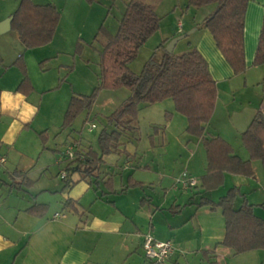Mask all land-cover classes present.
Returning a JSON list of instances; mask_svg holds the SVG:
<instances>
[{
	"label": "rangeland",
	"instance_id": "1",
	"mask_svg": "<svg viewBox=\"0 0 264 264\" xmlns=\"http://www.w3.org/2000/svg\"><path fill=\"white\" fill-rule=\"evenodd\" d=\"M127 1L98 0L89 4L84 0H33L38 4L52 3L60 12L53 42L43 47L23 50L15 31L7 30L0 34V56L7 58L14 55L17 50L23 51L30 75L45 73L44 75L50 77L54 84L59 85L56 90L45 93L40 112L33 124L34 128L35 126L36 128L37 126L47 128L49 138L46 144L55 151H39L40 143L34 136L36 135L34 128L23 132L17 141V146L20 150L24 149L23 151L28 155L30 154V157H19L17 148L14 151L10 149L9 157L28 170V177L33 181L29 189L30 193L10 183L12 178L8 172L12 170L13 165L8 159L6 163L5 161L0 163V198L2 201L5 199L6 202H16L19 198L31 200L34 198L32 196H35L38 200L48 202L47 215L56 211L63 214V217L56 218L57 220L74 221L73 228L62 227L60 229V237L56 240V245H58L57 249L64 248L68 241L72 240L74 233L80 234L79 228L76 227L81 224L78 215L67 212V209L63 208L64 201L68 196L81 191L85 184L91 188L80 199L81 209L84 207L103 214L104 204L94 201V198L96 194L101 196V192L106 189L105 181L110 177L114 190L102 196L107 200H114L115 207L128 214L126 223L138 220L141 224L138 229L143 237L152 236L153 231L157 233L169 231L168 240L172 248L174 238L171 235L174 231L176 238L187 243V247L184 250L178 248L177 251L172 252V258L175 260L173 263L207 264L200 252H197L188 240H194V230H197L201 223H205V217L202 216L203 211L210 212V221L220 226L223 225V217L219 208L210 210L209 206L197 207L195 204L203 196L200 193L199 184L200 176L204 173V150L196 138H192L185 132V118L174 110L171 98L140 105L136 120L137 128L126 131L120 139L123 142L120 147L125 151L111 152L103 156L99 178H95L96 181L89 177L82 179L79 172L69 171L70 183L68 182L69 185H67L66 181L59 176L67 163L63 156L68 147L76 150L91 146L98 151V135L104 128L108 130L111 128L107 124L106 116L130 95V90L123 85L97 90L90 107L80 112L73 122L60 132L61 116L69 96L73 93L90 94L98 84V51L102 48L103 42L100 36L93 38L98 26L103 24L109 32L114 33ZM140 1L153 6L159 18V28L139 47L135 57L128 63L131 72L138 74L153 54L157 59L172 38L185 34L186 36L177 41L173 50L174 54L183 53L190 48H195L200 53L201 50L205 52V37L207 33L211 34L202 26V20L213 10L214 3L194 7L189 6L187 0ZM259 1L261 0H254V5H257ZM17 3L18 0H0V22L11 15ZM250 3L249 0L245 13L246 19H249L251 15ZM263 6L264 0L261 6L262 12ZM77 42L81 43L78 46L82 49L79 53L75 51ZM162 44L163 47L160 46ZM54 48H57L58 56L55 55ZM50 55L52 57L45 60L46 70L41 72L38 68V61L41 60V56L45 58ZM10 72L18 73L15 68H10L7 73ZM251 75L247 76L245 84L243 79L246 75L243 74H238L230 80L219 79L217 81L219 99L216 101L212 119L204 131V135L209 137L215 135V130H218L230 141L234 150L243 157H248V153L240 144L239 139H233L236 134L231 129L234 128L226 122L227 114H231V109L237 106L238 101H255L258 97L262 84L257 82L260 78L255 80ZM59 78L62 80L58 83ZM39 90V85L36 84L34 95L40 96ZM229 103L231 106L227 105ZM166 112L171 113L169 117L165 114ZM92 124L94 128L90 129ZM153 127H159L157 132H153ZM151 134H153L152 137H150ZM24 135L27 137L30 135L35 141L34 145ZM152 141L155 144L154 147L151 146ZM33 150L38 153L32 155L31 158ZM126 153L133 154L137 158L135 160L132 157L128 158ZM252 163L255 174L253 181L250 180L249 185L242 186L240 192L244 193L248 201L255 204L254 213L264 216V188L256 183L258 179L264 183V170L258 160H252ZM44 165L46 168L42 169ZM183 172L195 180L196 186L184 187L182 185L183 180L187 179L182 176ZM129 177L141 181L140 184L128 185ZM77 180L80 182L78 181L79 183L75 184L72 191L68 192L69 186ZM218 196L219 193H216L211 198L216 200ZM240 201L241 196L237 194L234 205L238 206ZM168 220L171 227H168ZM150 224L153 225V230ZM49 247H42L47 260L50 257ZM218 248L226 252L223 256L220 249H216L218 264H264V249L234 253L231 249H225L224 246ZM135 253L141 262L148 264L141 246L131 254Z\"/></svg>",
	"mask_w": 264,
	"mask_h": 264
},
{
	"label": "trees",
	"instance_id": "2",
	"mask_svg": "<svg viewBox=\"0 0 264 264\" xmlns=\"http://www.w3.org/2000/svg\"><path fill=\"white\" fill-rule=\"evenodd\" d=\"M86 3L98 0H84ZM189 6L199 7L208 3L215 6L202 20V26L212 36L233 74L245 71L243 33L245 13L249 0H187ZM60 12L52 3L38 4L33 0H18L12 12L11 28L15 30L25 47H34L49 42L59 22ZM159 28V18L153 6L140 0H128L124 4L116 31L109 32L100 24L93 38H103L102 48L98 52V84L90 94L73 93L63 114L60 129L69 126L74 118L92 103L94 94L102 88L125 86L130 95L106 116L108 130L104 128L98 135V151L91 146L72 150V156L64 154L67 162L62 180L69 185V171L79 172L81 178H99L103 156L121 149V136L126 131L135 130L138 110L141 104H152L165 98H171L174 110L186 120L185 132L201 141L205 154L204 174L200 177L201 196L195 202L197 207L219 208L224 220V236L220 244L234 253L253 249H264V216L254 213L252 203L243 197L238 206L234 200L239 193L236 186L229 187L216 201L207 195L223 183L224 175L252 177V160H258L264 170V120L257 112L244 130L239 134L241 145L249 158L238 156L231 144L219 135L205 136V127L213 113L217 96L216 82L211 76L208 64L201 53L190 48L174 54L162 51L156 59L154 54L144 63L141 71H130L128 63L135 57L139 47ZM80 44H78L79 46ZM163 47V44L160 45ZM79 49L77 48L76 52ZM253 65H264V6L261 26L258 34ZM23 77L18 85L21 91L31 89L24 68ZM167 117L170 112L165 113ZM159 127H153L157 132ZM46 132H38L42 147L46 141ZM153 134L150 135L152 137ZM153 145V143L151 142ZM73 145V144H72ZM74 146V145H73ZM129 156V153H126ZM25 174V173H24ZM23 174V175H24ZM186 174V173H185ZM186 177H189L186 174ZM25 179V177H24ZM26 185L32 181L25 179ZM69 182V183H68ZM106 184L111 188V178ZM196 186V183L193 185ZM186 187H191L187 185ZM112 191V189L110 190ZM63 208L77 210L76 201L70 198ZM205 253V252H204Z\"/></svg>",
	"mask_w": 264,
	"mask_h": 264
},
{
	"label": "crops",
	"instance_id": "3",
	"mask_svg": "<svg viewBox=\"0 0 264 264\" xmlns=\"http://www.w3.org/2000/svg\"><path fill=\"white\" fill-rule=\"evenodd\" d=\"M250 1L251 15H249V19H246L245 14V25L243 33L244 58L246 68L245 71L241 74L246 75L243 79L244 84L248 79L247 76H249V74H252L251 76H253L255 80L260 78L259 80H257V82L261 83L262 85L261 91L255 101H238L237 106L231 109V114H227L226 123L233 126L234 129H231V131H234L233 133L236 134L233 137V139L235 140L239 139L240 132L245 129L255 113L259 112L264 120V65L252 64L261 26L263 13L261 10V6L263 5V0L259 1L257 5H254V0ZM10 16H12V13ZM11 21L9 24V28L7 26L0 27L2 29L1 33L6 32L7 30L15 31L11 28ZM56 32L57 29H55L54 33ZM15 33L18 42L23 47V50L43 47L47 44H50L51 42H53L55 36V34H53L51 40L43 45L29 48L25 47L21 43L16 31ZM205 38L206 50L205 52L201 50V55L205 58L208 64L209 72L215 80L217 87V81L219 79L230 80L233 79V77L235 78L236 75L233 74L230 66L227 64L219 50L216 48L211 35L207 33ZM76 44L81 45L80 42H77ZM176 45L177 42L174 45L173 50ZM77 48L78 45L75 46V51L77 50ZM54 49L55 55L58 56L57 48ZM78 49L79 51L77 53L81 52L82 49ZM24 55L25 54L23 51L19 52L17 50L14 55L7 58L4 56H0V155L5 156L4 163H6V161L9 159V163L13 165L12 170L8 172L10 178H12V180H10V183L16 185L18 189H22L23 191L30 193L29 189L31 185H26L25 180L28 179L32 181V179L28 177V170L25 167L20 166L19 162L12 159V157H9L10 149H13L14 151L17 148L19 157H30V154L28 155L23 151L24 149L20 150L18 148L17 141L20 138L21 134H23V132H28V130L34 128L33 124L34 122H36L35 118L40 112L41 103L44 101L43 97H45V93L56 90L57 88H59V85L54 84L53 80H50V77H46L44 75L45 73H37L35 75L31 74V76L29 74L27 62ZM41 57V60L38 61V68L41 70V72H43L44 70H46L44 68V65L46 64L45 60L52 56L50 55L45 58L43 56ZM22 66L31 86V89L25 92L18 89V85L23 77ZM10 68H15L18 73H7ZM61 80L62 79L59 78L58 83ZM36 84L39 85L40 96H37L36 94L34 95ZM70 96L67 100L65 109L67 107ZM218 99L219 94L217 88L215 104ZM234 100L232 101L234 102ZM52 102H54V99H52ZM215 104L213 113L215 110ZM227 105L231 106L230 103ZM64 111L61 116L60 126L63 120ZM213 113L210 120L212 119ZM233 117L235 118L232 119ZM34 129L36 134L34 136L38 138L40 143L39 151H55V149L50 148L46 144L49 138V135L47 134V128H42L40 126H37L36 128L35 126ZM40 131H45L47 134L44 144L45 148L42 147L40 138L38 136V132ZM215 131V135L223 137L230 143V141L226 137L222 136L220 132H218V130ZM25 137L28 141L30 140L31 144L34 145L35 141L34 139H32V137H30V135L29 137H27V135ZM196 141L201 143L200 139L198 138H196ZM152 143L153 145L151 144V146L154 147L155 144L153 141ZM231 146L233 148V151L242 159L249 158V156L243 157L239 155L236 150H234L232 144ZM37 153V151L34 152L33 150L31 153V158L32 155H36ZM129 155L130 156H128V158L132 157L134 158V160L137 158V156L133 154L131 155L129 153ZM251 165L253 168L254 165L252 161ZM41 168L45 169L46 166L44 165V167L42 166ZM5 169L7 168L5 167ZM254 175V168L252 177L225 174L223 183L217 188L210 191L207 196H210L209 198L211 200L216 201L218 198L214 200L213 198H211L213 197V195L219 193V196H221L222 194H224V191L232 186L238 187L239 193H241V187L249 185L250 180L253 181ZM78 181L80 182V180H77L74 183L72 182V184L69 186L70 190L68 192L72 191L75 184L79 183ZM140 182L141 181H137L133 177H129L128 185L132 186L135 184H140ZM256 183L260 184L261 188H264V183H262L260 179H258ZM105 186L106 189L101 192V196L99 197L96 194L94 198V201H99L104 204L102 207L104 209L103 214L87 210L84 207L81 209L80 199L82 195L86 193L89 188H91L89 186H86L85 184H83L81 191L73 196H68L66 198H70L76 201L77 210L73 211L71 209H68L66 211L79 216L81 224L76 228H79L80 234L76 235L74 233V237L72 236V240H69L64 248L62 247L58 249L56 240H58L60 237V229L62 227H65L67 229L73 228L72 225L74 221L57 220L56 218L63 217V214H60V216L58 217H53L54 213H57L56 211H54L50 215H47L48 202H46L45 200H38V198L35 196H32L34 198H32L31 200L19 198L16 202H6L5 199H3L4 201H2L0 198V264H4L5 262L6 264H145L137 258L138 255H136V253L131 254L133 253V251H136V249L140 247L142 243L141 241L143 236L142 234H140V231L138 229V226H141V224H139L140 222L138 220H132L129 223H126L128 222V214L124 210L116 208L114 200H107L104 198V196H102L103 194H106L108 192H113L114 189L112 187V182L111 188L106 183ZM111 189L112 191H110ZM240 196L242 201L243 197H245L244 193ZM241 201L239 202V204L241 203ZM247 202L255 205L251 201L247 200ZM253 210L255 212L254 208ZM202 216L205 217V223H201L197 230H194V240H188V243H190L191 246L195 247L196 249H194L197 252H200L202 258L207 261V264H218L216 260V249H220V251L223 253V256L226 254V252L224 253L223 249L218 248L219 246H223L220 244V241L224 236V220L223 225L220 226L210 221V212L208 213L203 211ZM167 222L168 227H171L172 225H169V220ZM170 223L172 222L170 221ZM153 228V225H151L152 230ZM169 235V231L163 233H157L156 231H153L152 234L153 238L157 240H168ZM171 236L174 238V251L172 250L173 253L177 251L178 248L180 250L186 249L187 243L178 240L174 231ZM46 246H50L48 248V252H50V257L48 260L46 259L47 257H44V250L42 248H45ZM227 248L228 247H225V249ZM173 253L169 255L165 264H177L175 262L173 263V261H175L172 258Z\"/></svg>",
	"mask_w": 264,
	"mask_h": 264
},
{
	"label": "built area",
	"instance_id": "4",
	"mask_svg": "<svg viewBox=\"0 0 264 264\" xmlns=\"http://www.w3.org/2000/svg\"><path fill=\"white\" fill-rule=\"evenodd\" d=\"M94 128L92 124L90 129ZM67 156H72V148L68 147L64 153ZM5 161V157L0 155V163ZM66 174L64 171L60 173V177H64ZM183 177H186L185 172L182 173ZM186 180H183L182 185L186 187L187 185L193 186L196 182L193 178L186 177ZM60 216L59 213H54L53 217ZM141 248L143 250V256L148 264H165L167 258L172 253V245L169 240H157L151 237L150 235H145L141 243Z\"/></svg>",
	"mask_w": 264,
	"mask_h": 264
},
{
	"label": "water",
	"instance_id": "5",
	"mask_svg": "<svg viewBox=\"0 0 264 264\" xmlns=\"http://www.w3.org/2000/svg\"><path fill=\"white\" fill-rule=\"evenodd\" d=\"M11 19H12V16H10V17H8L7 19H5L4 21L0 22V27H2V26H7V27L9 28V24H10ZM1 31H2V29L0 28V33H1ZM184 36H186V34L183 35V36H178V37H174V38H172V39L168 42V44L166 45L165 50H166L168 53H171L172 50H173L174 45L176 44V42H177L181 37H184Z\"/></svg>",
	"mask_w": 264,
	"mask_h": 264
}]
</instances>
